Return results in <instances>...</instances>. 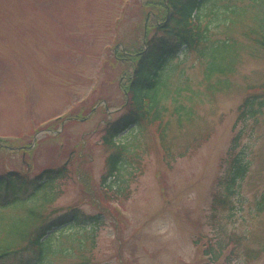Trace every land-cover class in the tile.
I'll list each match as a JSON object with an SVG mask.
<instances>
[{
	"label": "rangeland",
	"instance_id": "1",
	"mask_svg": "<svg viewBox=\"0 0 264 264\" xmlns=\"http://www.w3.org/2000/svg\"><path fill=\"white\" fill-rule=\"evenodd\" d=\"M162 2L0 0V174L36 175L69 161L72 176L56 184L46 214L79 206L85 216L99 217L87 228L93 235L84 250L67 245L71 228L54 243L73 254L48 264H205L211 263L203 260L205 250L219 245L225 250L214 264H264V110L258 124L248 118L236 126L240 107L264 88V49L245 38L258 30L264 41V0H234L236 19L228 14L208 35V47L229 36L243 47L236 73L223 80L227 88L208 92L205 62L194 51L170 61L173 83L183 76L178 106L193 108L195 117L181 127L169 102L166 153L154 129L125 133L122 143L137 138V160L128 157L121 173L124 196L103 201L100 184L111 155L100 146L103 131L125 111V83L146 49L144 38L151 40L167 18ZM237 135V155L249 174L229 197L230 208L216 211L215 196H227L221 183ZM234 234L245 239L237 252L228 244ZM249 250L262 251V259L249 263Z\"/></svg>",
	"mask_w": 264,
	"mask_h": 264
},
{
	"label": "trees",
	"instance_id": "2",
	"mask_svg": "<svg viewBox=\"0 0 264 264\" xmlns=\"http://www.w3.org/2000/svg\"><path fill=\"white\" fill-rule=\"evenodd\" d=\"M219 2L224 3L220 9L218 1L215 0H163L162 6L166 9L167 18L161 26L156 25L155 36L147 41V50L138 55L132 69L133 73L125 83V111L116 121L108 123L103 131L100 146L111 154L107 159V172L100 184L103 201L112 204L124 196L121 173L128 165V157L137 160L133 156L140 149L137 138H132L130 143H122L121 137L126 132L154 129L161 151L166 153L171 150L168 144L171 122L167 120L170 117L169 102L172 101L175 105L172 118H175L181 127H184V122L193 121L194 109L178 106L185 92L182 86L183 76L180 75L177 84H174L171 80L176 68L167 70V65L182 49L185 48V53L196 51L205 62V82L209 93L218 91L219 87L222 89L228 87L224 85L223 80L236 73L243 47L235 48L237 41H233L230 36L227 41L207 46L208 35L212 29L226 22V16L230 13L237 17V10L233 11L236 8L233 6L234 0ZM196 10L199 24L197 33L194 34L193 13ZM243 13L246 14L248 11L244 10ZM256 31L251 32L255 39L251 34H246L245 38L264 49V41L257 38L260 32ZM213 80H217V86L213 85ZM261 89L264 88H259ZM192 100L189 99V102H194ZM263 110L264 95L247 98L239 109L236 126L245 124L248 118L258 124L257 119L263 114ZM93 113L95 114V110ZM55 138L51 137V140ZM240 142L241 135H237L231 141L224 166L226 177L221 183L226 186L224 194L227 196H215L213 208L216 211H226L230 208L229 197L237 184L245 180L249 173V165L244 162V158L237 155ZM1 147L6 149L4 144ZM189 150L187 149L188 152ZM77 160L80 161L82 158ZM70 165L71 162L68 161L60 168L47 169L36 175L30 172L0 174V264H48L52 259L68 257L66 254L71 252L63 250L54 242L63 238L64 233L71 228L76 232L71 231L72 235L66 238L67 245L84 250L83 247L81 249V244L86 245V239L92 234L90 231L87 232V228L93 230L92 227L98 225L99 217L85 216L79 206L72 207L64 214H60L59 210L46 214L49 212V206L53 204L56 184L72 176L73 167ZM244 242L243 237L235 234L229 237V244L235 247L234 252L241 249ZM224 250L225 247L222 245H219L218 249L209 246L205 254L213 256L211 262L213 264L221 260ZM245 256L249 263H254L262 259L263 252L249 250L245 252Z\"/></svg>",
	"mask_w": 264,
	"mask_h": 264
}]
</instances>
